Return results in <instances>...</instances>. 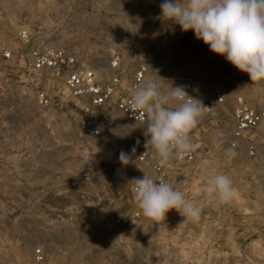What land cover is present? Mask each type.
Instances as JSON below:
<instances>
[{"label":"rangeland","instance_id":"obj_1","mask_svg":"<svg viewBox=\"0 0 264 264\" xmlns=\"http://www.w3.org/2000/svg\"><path fill=\"white\" fill-rule=\"evenodd\" d=\"M160 2L0 0V264H33L36 249L42 264H264V169L243 146L231 147V114L216 119L204 109L189 133L196 160L169 171L168 182L200 207L199 219L171 210L151 221L130 190L133 178L151 175L139 160L142 127L93 109L30 66L31 47L43 43L105 71L110 47L136 49L149 66L146 82L184 85L199 99L223 92L230 111L237 95L260 104L264 82H251L191 31L162 28ZM23 26L29 43L20 39ZM42 87L53 96L49 106L37 99ZM85 114L107 116L102 139L80 134ZM216 174L232 181L226 203L205 192ZM131 208L137 221L117 223Z\"/></svg>","mask_w":264,"mask_h":264},{"label":"clouds","instance_id":"obj_2","mask_svg":"<svg viewBox=\"0 0 264 264\" xmlns=\"http://www.w3.org/2000/svg\"><path fill=\"white\" fill-rule=\"evenodd\" d=\"M159 9L162 28L174 31L179 26L181 32L191 31L212 53L246 73L251 82H264V0H161ZM129 102L131 110L145 114V145L152 148L159 162L167 163L192 150L189 133L205 106L188 94L186 86L172 84L165 89L159 80H149L133 90ZM118 158L122 164L129 161L123 151ZM130 182L134 201L146 219L159 221L171 210L184 220L199 219L200 207L186 201L171 183L145 172ZM205 192L220 203L235 196L225 174L209 177Z\"/></svg>","mask_w":264,"mask_h":264},{"label":"built area","instance_id":"obj_3","mask_svg":"<svg viewBox=\"0 0 264 264\" xmlns=\"http://www.w3.org/2000/svg\"><path fill=\"white\" fill-rule=\"evenodd\" d=\"M20 39L29 43L30 33L26 26L19 31ZM10 56V52L4 54ZM30 66L35 72L49 73L54 79L61 81L66 89L74 96L87 99L93 109H109L111 114L117 113L128 122L144 127L145 114L131 110L129 98L134 89L146 83L149 72L147 62L136 49L125 50L121 47H110L107 54V70H102L84 63L80 57L66 47L48 44L34 45L30 49ZM193 83L194 81H190ZM199 84V81H196ZM190 96L196 93L186 88ZM36 96L42 106H49L53 96L44 87L37 89ZM207 113L216 119L222 115L231 114L234 125L229 143L233 148L243 146L246 154L258 160L264 169V88L261 103L255 104L244 96H235L234 105L227 108V98L223 92H217L211 97L201 98ZM231 112V113H230ZM111 117V116H110ZM107 116L98 117L85 114L79 118L78 129L86 139L97 141L104 135L103 121ZM140 140L136 144L142 146L139 154L141 162L150 164L151 175L160 181L168 182V175L172 165L190 164L196 160L197 153L194 146L183 157H172L167 163H161L156 158L152 148L145 145L143 128ZM131 189V186H130ZM137 208H131L116 215L120 225H130L139 218ZM45 254L42 249H36L33 264H42Z\"/></svg>","mask_w":264,"mask_h":264}]
</instances>
